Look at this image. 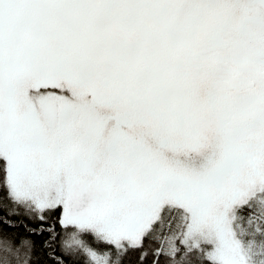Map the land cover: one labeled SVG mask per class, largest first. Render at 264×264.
Segmentation results:
<instances>
[{
    "label": "snow or ice",
    "instance_id": "6c2138e0",
    "mask_svg": "<svg viewBox=\"0 0 264 264\" xmlns=\"http://www.w3.org/2000/svg\"><path fill=\"white\" fill-rule=\"evenodd\" d=\"M0 264H264V0H0Z\"/></svg>",
    "mask_w": 264,
    "mask_h": 264
}]
</instances>
